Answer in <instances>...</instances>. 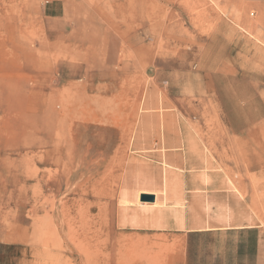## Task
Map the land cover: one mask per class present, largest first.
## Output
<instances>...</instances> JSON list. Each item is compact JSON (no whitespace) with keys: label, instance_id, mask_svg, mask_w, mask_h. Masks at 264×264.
<instances>
[{"label":"rangeland","instance_id":"1","mask_svg":"<svg viewBox=\"0 0 264 264\" xmlns=\"http://www.w3.org/2000/svg\"><path fill=\"white\" fill-rule=\"evenodd\" d=\"M175 132L214 186L189 211L257 226L264 264V0H0V264H166L111 202L131 136Z\"/></svg>","mask_w":264,"mask_h":264},{"label":"crops","instance_id":"2","mask_svg":"<svg viewBox=\"0 0 264 264\" xmlns=\"http://www.w3.org/2000/svg\"><path fill=\"white\" fill-rule=\"evenodd\" d=\"M46 6V18L63 17L64 6L57 2ZM191 136L183 132L134 133L131 136L126 151L125 173L135 172L139 176L118 182V191L111 202V227L127 235L160 239L158 243L174 254L168 255L166 264H243L247 255L253 264L260 262L262 245L257 226L216 227L207 224L212 220L211 214L189 211V206L199 203L198 198L201 203H208L214 187L211 181L195 180L198 171L191 167V146L187 143L190 140L187 137ZM148 165L159 168L160 179H146ZM173 174H176V180ZM141 195H152L153 201H142ZM199 222L206 223L199 225ZM218 235L226 239L222 242L223 249L225 246L234 249L231 262L195 256L196 250L199 252L202 246L209 247V243L202 242V237ZM211 240L214 246L215 240ZM248 247L249 252L246 251Z\"/></svg>","mask_w":264,"mask_h":264},{"label":"water","instance_id":"3","mask_svg":"<svg viewBox=\"0 0 264 264\" xmlns=\"http://www.w3.org/2000/svg\"><path fill=\"white\" fill-rule=\"evenodd\" d=\"M140 199L142 201H153V196L152 195H141Z\"/></svg>","mask_w":264,"mask_h":264},{"label":"bare ground","instance_id":"4","mask_svg":"<svg viewBox=\"0 0 264 264\" xmlns=\"http://www.w3.org/2000/svg\"><path fill=\"white\" fill-rule=\"evenodd\" d=\"M204 50V49H203Z\"/></svg>","mask_w":264,"mask_h":264}]
</instances>
